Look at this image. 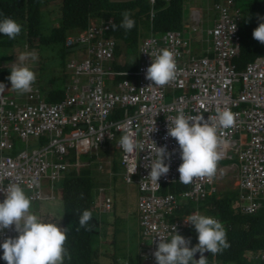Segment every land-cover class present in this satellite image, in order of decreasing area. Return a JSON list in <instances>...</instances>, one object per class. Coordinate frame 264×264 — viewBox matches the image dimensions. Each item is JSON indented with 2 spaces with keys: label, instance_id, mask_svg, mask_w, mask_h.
I'll use <instances>...</instances> for the list:
<instances>
[{
  "label": "built area",
  "instance_id": "1",
  "mask_svg": "<svg viewBox=\"0 0 264 264\" xmlns=\"http://www.w3.org/2000/svg\"><path fill=\"white\" fill-rule=\"evenodd\" d=\"M214 7L208 29L212 57L185 59L189 39L183 30L151 33L139 44L136 70L119 72L126 77L108 90L105 79L116 75L105 67L116 45L105 35L108 21L69 34L67 43L84 48L86 56L69 61L67 67L80 69V76L71 78L62 99L46 102L28 87L18 95L13 83L0 81V264H23L13 217L21 193L41 199V177L48 169L49 178L57 179L53 174L65 170L68 148L78 155L76 150L93 153L113 142L123 182L138 186L140 234L148 241L139 264L183 261L193 247L210 245L213 251L218 218L183 207L217 191V162L223 159L237 161L234 207L244 214L262 212V244L244 256L264 262V51L237 70L242 12L232 0ZM120 107L129 113L118 118ZM17 137L25 143L47 137L48 143L15 150ZM169 184L179 188L161 192ZM198 223L212 228L192 241L184 232ZM197 264L218 263L208 249Z\"/></svg>",
  "mask_w": 264,
  "mask_h": 264
},
{
  "label": "trees",
  "instance_id": "2",
  "mask_svg": "<svg viewBox=\"0 0 264 264\" xmlns=\"http://www.w3.org/2000/svg\"><path fill=\"white\" fill-rule=\"evenodd\" d=\"M189 0H59L58 20L55 30L50 34L41 32L42 26V0H0V65L2 61L11 58V49L18 40L17 36L24 37L28 47H40L48 45H60L61 57L72 49L66 45V36L73 32H82L94 23L110 22V29L105 35L112 37L116 42L115 56L120 58L123 54L135 55L140 40L149 34H160L167 30H185V4ZM222 0H216L215 4ZM242 14L239 23L240 49L234 57L237 70H241L256 52L264 51V0H232ZM153 11L150 17V11ZM75 47V46H74ZM79 52L83 48L76 46ZM260 52V53H261ZM64 67V61L62 62ZM115 69H134V62L121 64L114 62ZM43 68V67H42ZM11 67H0V81L9 80ZM69 77V76H68ZM65 77L62 85L68 79ZM117 79H121L120 76ZM49 85V86H48ZM62 85L54 84V77L47 82V89L41 93L46 102H55L63 98ZM45 143V138H39ZM74 151L70 157L65 159L67 166L81 165L85 159L94 160L96 153L91 155L80 149ZM72 153L68 151L67 155ZM106 152H100L103 155ZM78 156V157H77ZM114 159V158H113ZM116 159V163H115ZM112 162V169L117 167V157ZM76 170H65L60 179V193L63 205V215L56 223L49 225L47 235L52 236L50 244H54L60 255L58 264H99L97 247H92V236L94 232V221L92 209L102 208L103 199L99 198L102 192L94 193V186L99 182L96 180L89 165L78 166ZM119 167V166H118ZM115 171V170H114ZM110 181L106 178L100 185L107 186ZM178 189V185H163L161 192ZM235 190L208 195L198 207L211 213L218 218L219 233L216 236L215 247L206 245L200 249H209L218 264H264V262L245 258V251L254 248L253 243L262 241L263 215L259 211L253 214L241 213L234 207ZM195 204L189 202L183 207L184 212H189ZM97 217V215H96ZM105 222V221H104ZM93 223V224H92ZM48 225L44 219L40 222L31 223L17 222V231L22 234H39L41 226ZM212 226L200 223L186 229V234L192 241L198 239L211 230ZM23 239V238H22ZM45 240V239H43ZM25 242L26 239L21 240ZM45 242V241H44ZM48 244L47 242H45ZM114 243V241H113ZM262 244V242H261ZM260 244V245H261ZM259 245V246H260ZM258 247V246H257ZM52 250V249H50ZM194 247L192 248V251ZM192 251L186 255L183 261H172L170 264H197L192 259ZM36 254V252L32 253ZM211 258V256H210ZM29 257L27 258V261ZM113 264L116 257L111 258ZM117 264V263H116ZM128 264H139L129 261Z\"/></svg>",
  "mask_w": 264,
  "mask_h": 264
},
{
  "label": "rangeland",
  "instance_id": "3",
  "mask_svg": "<svg viewBox=\"0 0 264 264\" xmlns=\"http://www.w3.org/2000/svg\"><path fill=\"white\" fill-rule=\"evenodd\" d=\"M58 1L59 0H42L41 32L43 34H50L56 28L58 20ZM213 1L214 0H203L199 5L191 3L188 7L186 6L188 16L190 11L191 14L189 20L184 21V25H188L189 27L188 29L192 36L191 45L195 50L194 52H198L204 46L205 42L203 36L206 35V33H203V36H199L196 33L200 30L205 32V29L213 28L214 26L216 12L213 10ZM196 9L198 10L195 11ZM199 16H201L200 23L197 21ZM196 22L199 23L198 26L195 24ZM17 38L18 40H16V43L11 49L13 51L11 53V58L2 61L0 67H11L12 71L10 78L6 81L10 84L13 83L18 95L22 94L25 88L28 87L29 92L37 91V95L44 98L41 90L47 89L46 85L50 77H54L55 85H62L63 79L71 76V71L67 68L69 61L82 54L76 47L72 46V49L61 57L60 45L53 44L48 45V47L43 46L42 48L39 46H31V48H29L27 42L24 41V37L18 35ZM124 59L125 61L134 60L131 53L124 54ZM63 61L64 67L62 66ZM63 87L64 84L62 85V88ZM167 100L168 98L166 101ZM26 146L29 148H38L41 146V142L38 139H32L25 143V141L15 139V150L24 149ZM115 147L117 146L115 145ZM118 153L119 152H117L114 157H117ZM99 156V151L96 150L95 158H99ZM117 158H119V156ZM84 164L89 165L95 175H100L99 179H96L98 182H104L106 180L110 164L105 162V158L102 157V160L96 159L94 162L91 161V159H85L82 161L81 166ZM234 165L237 166V161L235 160L230 161L223 159L217 162V167L224 168H222L220 172L218 171L216 195L220 196L221 192L236 190L237 168H235ZM78 166L79 165H76V167L69 166L68 170L73 168L76 170ZM114 170V172L112 170L114 178H110V183H106L108 187L105 188L110 195L105 196L102 195V193L99 195L106 203H110L112 210L105 213L104 205L100 209L97 207L98 204L95 206L97 209H92L93 217L95 218L94 229L96 231L93 232L92 247L93 249L97 247V250H95L98 254L99 264H113L111 261L112 256L116 257L117 264H124V261L139 263L143 258L140 250L141 244H147L148 241L145 238L143 239L139 232L135 203L137 200L136 184L123 182L120 176L121 169L118 166L114 168ZM42 192L43 197L39 201H31L27 199L25 195H20L17 200V210L18 212L21 211L19 215L22 216L19 221L31 223L34 220L40 222L44 219L48 223V225L43 224V227L41 226L39 234H31L35 237L34 239L29 237L31 235L22 234V237H20L18 234V239L23 238L30 242V245H28L29 242L25 241L23 246L25 252L34 251V249L36 252L35 255L31 253V256H28L30 257L28 259L29 261H27L26 256V259L21 262L23 264H58L60 261L59 252L54 249L50 250L52 244L49 246L50 241H46L53 237L47 235L43 238V235L48 231L49 225L51 227V224L56 223L63 215L60 179H57L51 184L47 179H43ZM98 209H100V212L97 211ZM96 215L100 217H96ZM104 219L107 221L104 222ZM19 221L17 218L16 222ZM41 231H43V233H41ZM43 239L48 243L46 245L49 246L50 249H48L49 247L47 248L40 245ZM113 241L115 242V245L113 244L114 248L111 244ZM259 242L260 241L256 240L253 243V247L259 246L261 244Z\"/></svg>",
  "mask_w": 264,
  "mask_h": 264
},
{
  "label": "crops",
  "instance_id": "4",
  "mask_svg": "<svg viewBox=\"0 0 264 264\" xmlns=\"http://www.w3.org/2000/svg\"><path fill=\"white\" fill-rule=\"evenodd\" d=\"M202 1L203 0H189L186 4H185V7L187 6H189L191 3L192 4H194V5H199V4H201L202 3ZM214 1H216V0H214ZM214 1H213V3H214ZM198 9H196L195 11H197ZM215 12V11H214ZM190 14H191V11L189 12V16H190ZM184 15H185V20H189V16H188V11H187V8H185V11H184ZM215 18H216V15H215ZM200 19H201V16H199L198 17V22L200 23ZM199 23H195V24H197V26L199 25ZM95 24H98V23H95ZM192 27V26H191ZM194 27V26H193ZM186 28L188 29L189 27H188V25L186 26ZM187 29H183V31H184V36H186L188 39H189V42H188V45H187V47L185 46L184 47V49H183V55H184V58L186 59V58H189V57H194V58H200V57H205V56H208V57H212V52L210 51V45H211V41H210V37H209V34H208V29H210V28H207V29H205V32H203L202 30H200V31H198L196 34L197 35H199V36H203V33H206V35L205 36H203V40H204V42H205V44H204V46L198 51V52H194L195 50H194V48L192 47V45H191V42H192V36H191V34H190V31H189V29L187 30ZM73 34H74V32H73ZM145 37H147V36H145ZM145 37H143V38H145ZM142 38V39H143ZM141 39V40H142ZM141 40H140V42H141ZM115 44H116V42H115ZM140 44V43H139ZM115 47H116V45H115ZM138 48H139V45H138ZM138 48H137V50H136V53H135V55L134 56H132V58L134 59V60H132V61H129V60H127V61H125V59H124V54H123V56H121L120 57V60H119V57L118 58H116V56H115V54H114V56H113V58L110 60V61H108L106 64H105V67L107 68V69H109L111 72H115L116 73V75H115V77L113 78V79H111V80H109V79H105V87H106V89H108V90H116V87H115V84H116V81H119V80H121V79H123V78H125L126 77V75H124V74H119V72H128V73H133L135 70H136V68H137V66H138V63H139V55H138ZM189 50V51H188ZM197 51V50H196ZM114 62H120L121 64H125V63H127V62H134V65H135V68L134 69H130V68H128V69H115L114 68ZM118 76H120L121 77V79H117V77ZM133 79V78H132ZM177 93V92H176ZM178 94H179V92H178ZM39 140V139H38ZM105 146H107L109 149H108V151L106 152V154L105 155H107L108 157H106L105 155H100L99 156V158H95L94 160H92L93 162L96 160V159H100V160H102V157L103 158H105V162L107 163V162H109V164H110V161L112 160H114V159H111L112 158V156H116V153H113L114 152V150H116L117 151V148L115 147V146H113V144L111 145L110 143H107ZM105 146H103V147H105ZM101 149H102V147H101ZM100 149V150H101ZM73 153H70L69 155H67L66 156V158L67 157H70L71 155H72ZM78 156H80V154H78ZM77 156V157H78ZM119 156V153H118V155H117V157ZM230 161H232V160H230ZM117 163H118V158H117ZM80 166V165H79ZM117 166H119L118 164H117ZM229 166V165H228ZM231 166V165H230ZM235 166V165H234ZM79 168V167H78ZM222 168H224V167H221V168H219L218 167V171L220 172L221 171V169ZM235 168H237L236 166H235ZM223 171V170H222ZM108 174L110 175V177H112V178H114V175H113V173H112V164H110V166H109V171H108ZM120 176H121V174H120ZM237 176V175H236ZM217 177H218V175H217ZM118 178L120 179V177L118 176ZM121 179H122V176H121ZM123 181V180H122ZM236 181H237V178H236ZM51 184V183H50ZM217 186V185H216ZM105 188H107V187H104V189H102V191L103 192H105V193H107L108 192V190H105ZM217 193V191L216 192H213V193H211V194H216ZM108 194V193H107ZM235 194H236V190H235ZM21 195H25V192H23V193H21ZM26 196V195H25ZM200 202H202L201 200L200 201H198V202H193L194 204H195V206H194V208L192 209V210H195V209H198L199 207H198V203H200ZM135 203H136V207H137V200L135 201ZM98 205H99V202L97 203ZM96 205L94 204V207H95ZM94 209H97V208H94ZM101 209V208H100ZM201 211H202V213H204V214H206V215H212L211 213H208V212H206V211H204L203 209H201V208H199ZM21 211H17V214H18V221L20 220V218L22 217L21 215H19V213H20ZM98 217H100L99 215H97ZM104 221H107V220H105L104 219ZM192 227V226H191ZM190 227V228H191ZM94 232H96L95 230H94ZM139 232H140V228H139ZM41 233H43V231H41ZM43 235V234H42ZM29 237H31V238H35V237H33L32 235L31 236H29ZM259 243H261V240H260V242ZM111 244L113 245H115V242L114 243H112L111 242ZM28 245H30V242L28 243ZM114 245H113V248H114ZM140 250H141V255H142V253H143V249H142V244H141V248H140ZM34 251H35V249H34ZM30 252H32L33 253V251H30ZM140 263V262H139ZM196 263H198V262H196ZM30 264H32V263H30Z\"/></svg>",
  "mask_w": 264,
  "mask_h": 264
},
{
  "label": "bare ground",
  "instance_id": "5",
  "mask_svg": "<svg viewBox=\"0 0 264 264\" xmlns=\"http://www.w3.org/2000/svg\"><path fill=\"white\" fill-rule=\"evenodd\" d=\"M93 25V24H92ZM81 32H74V36H78L79 34H80ZM70 34V33H69ZM67 35L66 36V45H71V46H78L76 43H74V42H70V43H67V40H68V38L70 37V35ZM189 51V50H188ZM86 56V54H85V50H84V48H83V53L81 54V56H79L80 58L81 57H85ZM79 57H74L73 59H79ZM68 68V67H67ZM69 69V68H68ZM70 71H71V73H70V77H69V79H67L66 81H65V83H64V87H63V90L65 91V89H66V86H67V84L69 83V81L71 80V78H73L74 77V75H78V76H80V69H75V68H70L69 69ZM90 72V74H92L93 73V71H89ZM87 103H90V101H86ZM119 110H121V112H116V115H117V117L119 118V117H124L127 113H129V111H128V108H124V107H120L119 108ZM108 113H112V114H110L109 115V118H115L116 116H115V114H113V113H115L114 112V108L113 107H111V108H109V107H107V110H106ZM125 114V115H124ZM95 126H97V124H94ZM72 129H74V127L73 126H70L69 127V130H72ZM31 136H28L27 138H30ZM37 138H40V137H37ZM45 138V144H47L48 143V138L47 137H44ZM17 139H20L19 137H17ZM111 145L113 144V146H115L116 145V142H113V143H110ZM117 146V145H116ZM101 147H102V149H101ZM101 149V150H100ZM108 147L107 146H105V147H103V146H97L96 147V149H95V151H93V153H96V150L97 151H100V152H107L108 151ZM76 150V149H75ZM68 151H72V153H73V149H70V148H68ZM76 151H79V150H76ZM90 155L92 154V152H89V151H87ZM117 152H120V150H119V148L117 147V151L116 150H114V152L113 153H117ZM106 153H104L103 155H105ZM106 157H108L107 155H105ZM113 158H115L114 156H112V158L111 159H113ZM66 159V158H65ZM65 159H63V163L66 165V167H65V170L68 168V166H67V164L66 163H70V162H66L65 161ZM66 162V163H65ZM112 160L110 161V164H112ZM109 163V162H108ZM118 165H121V163H120V159L118 158ZM81 166V165H80ZM119 168H120V166H119ZM123 168L125 169V167L123 166ZM121 169V168H120ZM65 170L64 171H61L60 172V174H53V176L54 177H56L57 179H59V178H61L62 176H63V173L65 172ZM113 170V169H112ZM45 174L41 177V182H43V179H47L48 180V182L50 181V183H52V182H54V181H56L57 179H50L49 178V176H50V173L48 172V169L47 170H45ZM113 172H114V170H113ZM95 175V174H94ZM99 177H100V175H97V178L99 179ZM106 177H107V179L110 181V175L107 173V175H106ZM104 187H108V186H104V185H100V182H99V184L98 185H96V186H94L93 188H94V190H95V192L94 193H98V192H102V195H105V196H107V195H110V194H107V193H105V192H103L102 191V189H104ZM163 187V186H162ZM41 188H42V184H41ZM138 189V186L136 185V190ZM20 190L22 191V189L20 188ZM26 192V191H25ZM27 193V192H26ZM25 193V195H26V197L28 198V196H27V194ZM43 193V192H42ZM46 194V193H45ZM100 199H101V196L99 197ZM37 199V198H36ZM40 200V199H39ZM38 199L37 200H35V201H39ZM16 204H18V202H16ZM102 206H103V204H102ZM101 206V207H102ZM111 207L112 206H110V208L109 209H104L105 210V213H108V212H110V210H112L111 209ZM1 210L3 209L2 207L0 208ZM16 212H14V214H13V217L16 219V221H17V218H18V214H17V206H16V210H15ZM97 211H99L100 212V209H98ZM137 218H138V214H137ZM3 222V219L1 218L0 219V223H2ZM198 224H200V223H198ZM197 225V224H196ZM138 226H139V228H140V225H139V222H138ZM17 222H15L14 223V229H15V233H17V239H18V231H17ZM21 240H23V239H21ZM18 241L19 242H21L20 241V239H18ZM42 242H40V245L41 246H43V247H48L47 245H46V243L44 242V240H41ZM18 242V243H19ZM26 242H29V241H26ZM24 243L25 242H21V243H19V244H21V246H20V249H21V251H22V253L24 254V256H23V258L20 260L21 262L22 261H24L25 259H26V256H27V258H28V256H31L30 254L32 253V252H25V250L23 249V246H24ZM51 244H49V246H50ZM52 246H54V244H52ZM33 252H35V251H33ZM246 252V251H245ZM30 258V257H29ZM125 262V261H124ZM19 263V262H18ZM17 264V263H16Z\"/></svg>",
  "mask_w": 264,
  "mask_h": 264
},
{
  "label": "water",
  "instance_id": "6",
  "mask_svg": "<svg viewBox=\"0 0 264 264\" xmlns=\"http://www.w3.org/2000/svg\"><path fill=\"white\" fill-rule=\"evenodd\" d=\"M207 254H208V249L195 250L192 253V259L195 262H200V261H203L207 257Z\"/></svg>",
  "mask_w": 264,
  "mask_h": 264
},
{
  "label": "clouds",
  "instance_id": "7",
  "mask_svg": "<svg viewBox=\"0 0 264 264\" xmlns=\"http://www.w3.org/2000/svg\"><path fill=\"white\" fill-rule=\"evenodd\" d=\"M236 5V4H235ZM237 6V5H236ZM243 15V14H242ZM137 194H138V190H137ZM217 194V193H216ZM235 197H236V194H235ZM235 200V199H234ZM233 203H234V201H233ZM49 247V246H48ZM47 247V248H48ZM255 248V247H254ZM48 249H50V247L48 248ZM51 249H55V246H51ZM198 250H204V249H198ZM191 251H192V249H191ZM193 251H195V250H193ZM193 251H192V253H193ZM191 253V252H190ZM129 263V262H128Z\"/></svg>",
  "mask_w": 264,
  "mask_h": 264
}]
</instances>
